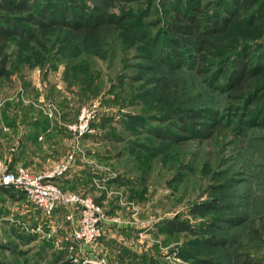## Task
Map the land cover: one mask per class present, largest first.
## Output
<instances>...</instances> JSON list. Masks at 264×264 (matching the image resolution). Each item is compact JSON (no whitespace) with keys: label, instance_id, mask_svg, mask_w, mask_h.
Returning <instances> with one entry per match:
<instances>
[{"label":"rangeland","instance_id":"374dc122","mask_svg":"<svg viewBox=\"0 0 264 264\" xmlns=\"http://www.w3.org/2000/svg\"><path fill=\"white\" fill-rule=\"evenodd\" d=\"M62 1L91 7L104 0ZM186 4H201L208 15L223 8L222 0H115L116 10L133 12V31L84 39L53 26L10 39L0 76V172L10 169L3 164L6 115L30 108L68 124L90 107L91 131L77 138V150L96 176L71 180L65 190L88 194L120 223L106 222L100 239L82 245L64 220L49 226L17 189L0 187V264H264V127L244 125L250 117L240 111L227 113L242 101L226 97L217 69L232 65L244 44L261 61L264 20L245 27L238 17L213 35L209 74L195 72V59L171 71L161 60L164 22ZM252 80L264 92V72ZM175 107L212 109L220 121L209 136L176 139L179 129L160 119ZM69 134L58 147L63 154ZM71 167L53 180L62 186L75 176Z\"/></svg>","mask_w":264,"mask_h":264},{"label":"trees","instance_id":"16d2710c","mask_svg":"<svg viewBox=\"0 0 264 264\" xmlns=\"http://www.w3.org/2000/svg\"><path fill=\"white\" fill-rule=\"evenodd\" d=\"M114 1L104 0L100 5L87 7L79 1L66 4L59 0L56 4L35 6L29 0H0V76L6 72L9 60L7 47L12 37L33 38L36 31L53 26L68 28L73 35L84 39L104 38L118 31H133L135 29L133 12L116 10ZM225 1L222 0L223 8L213 10L209 15L201 4H186L183 8L174 6L171 9L164 22L168 48L164 50L161 58L169 70L179 69L195 59L193 61L196 63L195 72L200 75L209 74L212 64L208 56L216 46L213 35L223 32L238 17L243 19L245 27L257 26L264 20V0H231L229 3ZM140 30L144 37L149 34L146 29ZM240 49L242 50L232 58V65L229 64L228 68L224 65L217 68L219 74L226 79L225 87L222 86L223 91H226V97L242 101L234 105L229 104V109L232 110L227 113L240 111L243 116L250 117V120L244 121V125L264 127V92L260 91L262 87L257 88L252 80L264 72V54L261 61L256 58L252 60L246 52L249 50L248 44H244ZM160 119L161 122L168 121L179 129L172 132L176 139L183 137L186 132L197 133L196 137L209 136L220 121L217 111L212 109L181 107L169 109ZM154 131L156 134L159 133ZM0 187L14 189L13 186ZM17 191L25 197L21 191L18 189ZM64 215L65 208L59 206L50 216L44 215V218L47 220L56 216L64 218ZM235 222L238 221L234 220L232 223ZM175 228L183 231L190 229L183 222H177ZM241 264L249 262L246 260Z\"/></svg>","mask_w":264,"mask_h":264},{"label":"built area","instance_id":"2783aa9c","mask_svg":"<svg viewBox=\"0 0 264 264\" xmlns=\"http://www.w3.org/2000/svg\"><path fill=\"white\" fill-rule=\"evenodd\" d=\"M93 117L92 108L82 107L77 119L66 124L73 135L70 151L51 169L33 173L19 167L14 171L3 169L0 172V185L13 186L21 191L43 215L50 216L56 207H64V221L71 226V236L82 245H92L98 240L104 234L106 222L120 223L116 217H107L102 205L88 194L67 191L53 180L72 166L78 148L77 138L91 131Z\"/></svg>","mask_w":264,"mask_h":264},{"label":"crops","instance_id":"0c3cea01","mask_svg":"<svg viewBox=\"0 0 264 264\" xmlns=\"http://www.w3.org/2000/svg\"><path fill=\"white\" fill-rule=\"evenodd\" d=\"M6 139L4 142L5 155L3 164L11 169H17L24 167L33 173H39L51 169L57 163H59L70 151V141L68 142V148L63 154L59 150V144L62 137L69 134L66 128V123H59L52 119L48 113L41 110H24L22 113H14L6 115ZM71 136V134H69ZM73 137V135L71 136ZM0 146L2 144L0 143ZM81 159L79 162L78 160ZM82 163H86L82 166ZM91 160L88 156H79L78 150L74 155V162L71 167V171H74L75 176L68 179H61V185L64 189L72 187L69 181H91L93 182V176H96L94 172H90ZM88 168H85V167ZM89 169V170H88ZM92 170V169H91ZM69 172V171H68ZM82 172V174H81ZM89 172L91 174H89ZM98 181L102 180V177L96 178ZM103 183H101L102 185ZM78 192V191H76ZM40 211V210H39ZM26 213V212H25ZM43 217V216H42ZM45 219V218H44ZM62 216H56L49 220L45 219L49 226L56 223L63 222Z\"/></svg>","mask_w":264,"mask_h":264},{"label":"water","instance_id":"95a60500","mask_svg":"<svg viewBox=\"0 0 264 264\" xmlns=\"http://www.w3.org/2000/svg\"><path fill=\"white\" fill-rule=\"evenodd\" d=\"M84 264H98V263L93 260H87L84 262Z\"/></svg>","mask_w":264,"mask_h":264}]
</instances>
